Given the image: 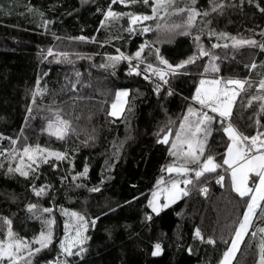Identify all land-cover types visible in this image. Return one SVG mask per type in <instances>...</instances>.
Masks as SVG:
<instances>
[{
  "label": "trees",
  "instance_id": "trees-1",
  "mask_svg": "<svg viewBox=\"0 0 264 264\" xmlns=\"http://www.w3.org/2000/svg\"><path fill=\"white\" fill-rule=\"evenodd\" d=\"M225 2L236 6L226 7L223 14H212V30L264 41V37L259 34L264 28V14L247 0L243 5H240L239 0ZM110 3L111 0H0V134L4 137L0 140V150L13 148L7 138L21 136V129L23 134L17 140V148L22 147L23 137H27V142L32 145L39 143L61 151L79 149L74 156V168L70 166L66 171L63 163L67 161L60 162L56 168L41 164L34 181L18 173L5 176L7 160L0 157V162L5 164V168L0 169V217L12 219L13 230L21 237L31 238L39 233L42 226L27 210L26 205L29 203L38 207L61 205L80 210L89 218L100 216L101 212L107 213L97 221L95 228L89 230L91 239L87 243L88 251L82 259L77 258L75 264H218L225 248V244L219 240L221 229L227 225L235 227L232 221L242 217L246 208L243 198H239L231 189L228 178L223 184L216 183L217 174H223V169L205 174L206 183L204 178H200L199 184L189 186L188 196H182L159 214L153 213L151 220L145 218L151 212L147 201L151 198L157 180L162 176H173L164 171L165 166L173 160L168 151L169 145L157 143V132L168 117L176 121L172 125L173 129L178 127L182 113L192 101L191 96L208 58L198 59L195 66H186L184 75L169 77V85H165L160 94L155 93L153 81L145 80L143 75L127 74V61H121L114 72L94 67L103 61L104 53L115 54L116 49H120L125 54H132L144 39H156V34L152 32L144 35L137 33L129 38L128 33L123 31L128 26L127 17L112 28L102 27V13ZM27 6L43 12V17L28 13ZM112 7L117 11L144 10L141 6L113 4ZM197 7L208 8L209 0H198ZM98 8L101 11L98 12ZM44 19L52 21L47 31L41 26ZM53 33L61 37L95 36L100 43L110 35H119L121 38L101 47L100 43L91 40H56ZM201 39L206 49L217 42L215 37L209 39L206 35ZM225 42L219 41L221 44ZM158 46L171 63L186 58L195 50L191 36L178 35L172 42L165 41ZM48 47L79 52L84 58L76 60L73 57L72 64L56 62L52 57L45 60L41 52L46 53ZM213 52L224 58L222 62L218 61L221 63V75L241 79L249 76L258 82L260 77L257 73L264 71L259 68L260 62L264 61V50L259 48L242 46L233 49L229 46L214 49ZM89 55L92 60L87 59ZM144 55L147 56V50ZM148 59L151 61L153 58ZM253 59L258 68L249 72L244 65L251 64ZM75 71L81 72V79L86 86L81 88L78 84V93L67 90L61 92L66 80L73 79ZM38 79L40 87L46 86L49 91L42 96L38 94L35 104H32L31 93L37 87ZM153 80L159 82L156 77ZM169 86L172 95L166 94ZM125 88L129 90V97L124 113L120 117H108L106 112L110 110L116 92ZM52 92L58 93L55 97L57 103L68 101L74 95L94 98L77 100L74 115L80 116V128L96 127L95 143L84 146L82 141L86 137L83 133L60 141L40 131L47 123L42 117L49 116V113L46 109H36L51 103ZM255 94L254 84L246 94H242L243 100L238 97L234 105L233 123L245 134L255 133L258 115L261 124H264V113L259 112V102L247 104V97ZM30 104L33 107L31 114L27 111ZM101 107L103 110L96 111ZM129 107L132 109L130 113ZM64 109L67 111V105ZM89 111L94 113L90 124L86 119ZM213 127L209 143L219 162L226 136L222 130L217 132L216 122ZM120 141H124V144L119 158L115 159L112 153ZM76 155L82 157V170L85 163L89 170L86 177L72 181V176L78 172ZM62 177L66 178L63 182ZM33 183L37 187L41 184L52 185L50 194L37 197L31 190ZM79 183L87 185V188L73 187V184ZM93 187H100L101 190L98 193L88 190ZM204 187L208 188L206 195L201 191ZM234 201L239 202L237 209L233 208ZM56 207L53 215L56 228L61 232L63 219L56 212ZM109 209L115 211L109 212ZM253 223L254 226L258 225L256 217ZM198 227L205 237L204 241L195 237ZM253 230L250 229L241 250H257L258 241L254 240L251 246L248 244L247 238ZM5 231V224L0 219V238H3ZM209 235L217 240L218 247L207 243ZM230 238L228 236L229 242ZM53 243L58 244L56 240ZM156 243L161 244L162 252L153 256ZM189 246L194 249L191 253L187 251ZM54 255L55 252H52L47 258L51 259ZM233 264L244 263H240L237 257Z\"/></svg>",
  "mask_w": 264,
  "mask_h": 264
},
{
  "label": "snow or ice",
  "instance_id": "snow-or-ice-1",
  "mask_svg": "<svg viewBox=\"0 0 264 264\" xmlns=\"http://www.w3.org/2000/svg\"><path fill=\"white\" fill-rule=\"evenodd\" d=\"M198 0H111L106 11H103V19L100 21L102 27L112 28L120 20L127 17L128 26L123 31H126L131 38L132 35L139 33L144 35L147 33H155L156 39H144L132 54H125L124 51L116 49L115 54L104 53L103 61L94 65L104 70H112L121 61H127V74L143 75L145 80L153 81L154 91L156 94L161 93V89L165 85H169V77L184 75L186 66H195L198 59L207 57L208 63L203 65V73L195 86L194 94L191 100L199 105L194 107L192 103L187 105L186 111L182 113V118L179 119V127L173 129L172 125L176 123L171 117H168L165 124L159 128L157 132V143L170 145L168 151L173 157L170 164L166 165L164 171L169 174H175L180 179H170L165 182L163 177L157 180V187L153 190L151 198L147 201L148 208L151 209L145 218L151 220L152 214H159L163 209L168 208L170 204L175 203L182 196H188V186L200 183V178H204L206 183L207 177L205 174L217 173V169H223V174H217L216 183L223 184L225 176L230 179L231 189L238 194L239 198H243L246 208L243 211L242 217L232 221L231 225L221 229L219 240L225 244L222 255L218 260V264H233L234 258L237 256L245 237L249 235L250 228H254L251 232V238L248 241L249 246L252 244V239L258 238V259L256 264H264V226L255 225L254 217L260 224H264V124H261L259 115L255 120L256 131L254 134H245L243 130L238 128L233 123V109L237 104V98L242 94H246L248 89L254 84L257 94L247 97V104L252 105L254 101L259 102V112L264 113V71H260L257 75L260 77L258 82L249 76L244 78H234L228 75H221V63L223 57L214 54L213 50L218 48L238 49L242 46H252L264 50V41H258L255 38H241L230 35L226 32H216L210 27L212 14H223L226 7H235L232 3H226L225 0H209L208 8L197 7ZM240 5L245 3V0H239ZM247 3L254 4V7L264 14V0H247ZM126 6H141L144 10L141 11H117L112 5ZM150 10V11H148ZM26 11L30 14L43 17L44 13L38 9L27 6ZM101 11V9H97ZM199 18V22H198ZM52 23L49 20H42V27L47 31V26ZM195 31V35L193 32ZM260 36L264 37V28L260 30ZM56 40H67L69 42H87L89 40L100 43L95 36L88 37L80 36H56ZM191 36L194 43V51L186 58L179 60L176 63H171L169 59L161 53L158 46L165 41L172 42L176 36ZM206 35L209 39L215 37L217 42L212 43L206 49L201 37ZM119 35H110L104 39L100 46L109 44L112 40H118ZM219 41H226L221 44ZM147 50V56L144 55ZM45 60L52 57L54 61L61 63H73V57L76 60L82 59L79 52L59 51L53 47H48L45 52H41ZM149 57L153 58L151 61ZM87 59L92 60V56ZM220 61V62H218ZM143 65V68L141 67ZM245 68L251 72L258 68L255 59L251 64H245ZM260 69H264V61L259 64ZM82 74L75 71L73 79L66 80V83L61 88V92L73 91L78 93L77 85L81 88L85 87ZM158 78L159 82H155L153 78ZM37 87L32 91V104H35L37 95H43L49 90L47 87H40L38 79ZM53 99L47 106L40 105L36 111L46 109L49 116L42 117L46 119L45 127L40 131L55 137L57 140L66 141L71 135H80L83 133L86 137L82 141L84 146L89 143L96 142L97 129L91 126L90 129L79 127V115H74L77 108V100L94 99L92 97H81L74 95L68 101H60L57 103L55 97L56 92L51 93ZM167 95H172V89L169 86L166 90ZM129 90L120 89L116 92V101H114L110 110L106 112L108 117H120L124 113V105L128 102ZM67 105V111L64 106ZM103 110L102 107L96 111ZM131 107L128 111L131 112ZM211 110L212 114H209ZM27 111L29 114L33 112V107L30 104ZM94 113L89 111L86 117L89 124ZM29 117H26L28 119ZM217 123V132L222 130L226 136L224 142V151L217 162V154L209 143V138L213 133V122ZM251 125H249L250 127ZM8 137L7 139L13 145V148H3L0 150V157L7 160L5 176L19 174L24 178H30L33 181L37 178L41 164H49L52 168H56L60 162L67 161L73 168L75 153L79 150H57L47 146H42L39 143L32 145L27 142V137H23L22 147H15L17 140ZM4 139L0 134V140ZM127 139V137H126ZM124 141H120L118 146H114L115 150L112 155L115 159L119 158L120 149L123 147ZM7 154V155H5ZM15 166H13V162ZM111 167V165L109 166ZM5 164L0 162V169H4ZM88 164L85 163L82 171L75 172L72 176V181L77 178L86 177L88 174ZM66 179L61 178V181ZM195 182V183H194ZM103 183V181H101ZM183 184L185 187H181ZM75 188H87L83 183L73 184ZM50 184H41L38 187L31 186L32 192L37 197L49 195ZM93 193H98L100 187L88 189ZM206 195L208 188L201 189ZM164 196V202L161 203L160 197ZM238 201L233 202V208L237 209ZM55 204L50 207H38V205L29 203L26 208L33 214L34 219H38L41 223V230L31 238L21 237L12 228V219L8 217H0L5 224V234L0 238V264H73L77 258H83L87 253V243L91 237L87 234L90 228H95L97 221L107 213L101 212L100 216L87 217L85 214L62 209L63 215L66 217L63 223V236L57 238L54 235V226L56 219L53 215ZM119 207V205L117 206ZM257 210L259 215L257 216ZM115 209H109L113 212ZM227 233V235L225 234ZM111 233H109L110 235ZM230 236V242L228 240ZM195 237L204 241L201 229H195ZM58 239V244H54V240ZM207 243L216 245L217 240L209 235ZM187 251L193 252L194 249L189 246ZM52 252L55 255L47 258ZM162 252L161 244L154 245L153 256L159 255Z\"/></svg>",
  "mask_w": 264,
  "mask_h": 264
},
{
  "label": "rangeland",
  "instance_id": "rangeland-1",
  "mask_svg": "<svg viewBox=\"0 0 264 264\" xmlns=\"http://www.w3.org/2000/svg\"><path fill=\"white\" fill-rule=\"evenodd\" d=\"M114 101H116V96H115V99H114ZM113 101V102H114ZM128 103V102H127ZM127 103L124 105V109H126V107H127ZM190 103H192L193 104V106L194 107H199V105L198 104H196L195 102H193V101H191ZM209 111V114H212L211 113V110H208ZM215 122V121H214ZM214 122H213V124H214ZM178 127H179V125H178ZM177 127V128H178ZM213 130H214V127H213ZM211 138V137H210ZM209 138V139H210ZM169 147H170V145H169ZM76 159H77V161L76 162H78L77 163V165H76V171H82V157H80V156H77L76 155ZM64 164V167H65V169H66V171L68 170V169H70L69 167H70V164L69 163H67V162H64L63 163ZM163 177V180L165 181V182H167V181H169L170 179H180V177H177V176H175V175H173V176H169V177H164V176H162ZM225 178H228L229 179V177L226 175L225 176ZM229 181H230V179H229ZM189 186H191V185H189ZM189 186H188V190H189ZM156 187H157V185H156ZM156 187H155V189H156ZM181 187H185L183 184H181ZM154 189V190H155ZM160 201H161V203H163L164 202V196H161L160 197ZM178 201V200H177ZM176 201V202H177ZM175 202V203H176ZM174 203H172V204H170V205H173ZM169 205V206H170ZM57 209H58V211H56V212H59L61 215V218L63 219V223H64V220L66 219V217L63 215V213H62V209H68V210H70V211H76V212H80V213H83L82 211H80V210H77V209H72V208H67V207H63V206H61V205H57V207H56ZM257 212H258V210H257ZM84 214V213H83ZM87 216V215H86ZM255 218V217H254ZM253 222H254V220H253ZM259 226H264V224H259V223H257ZM61 232L56 228V225L54 226V235L56 236V237H62L63 236V224H62V226H61ZM91 229V228H90ZM89 229V230H90ZM251 229V228H250ZM255 230V229H254ZM250 231V230H249ZM60 232V233H59ZM88 233H89V231H88ZM87 233V234H88ZM251 233V232H250ZM246 238V237H245ZM251 238V234H250V236L247 238V239H250ZM254 240H256V241H258V238H256V239H252V242L254 241ZM56 242H58V239L56 240ZM246 244V243H245ZM245 244H244V242H242V244H241V248H242V246L244 247L245 246ZM257 244H258V242H257ZM241 248H240V250L238 251V253H237V256L235 257L236 259H237V257H238V261H240V263H244V264H256V261H257V259H258V248H257V250L255 251V248H252L251 250H249L248 248H244V249H242L241 250ZM234 258V259H235ZM234 261V260H233ZM76 262V261H75ZM73 264H75L74 262H73Z\"/></svg>",
  "mask_w": 264,
  "mask_h": 264
},
{
  "label": "water",
  "instance_id": "water-1",
  "mask_svg": "<svg viewBox=\"0 0 264 264\" xmlns=\"http://www.w3.org/2000/svg\"><path fill=\"white\" fill-rule=\"evenodd\" d=\"M166 174H168V175H175V174H169V173H167V172H166Z\"/></svg>",
  "mask_w": 264,
  "mask_h": 264
}]
</instances>
